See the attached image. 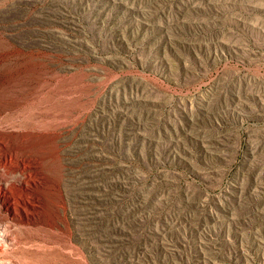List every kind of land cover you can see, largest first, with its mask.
<instances>
[{
	"label": "rangeland",
	"instance_id": "obj_1",
	"mask_svg": "<svg viewBox=\"0 0 264 264\" xmlns=\"http://www.w3.org/2000/svg\"><path fill=\"white\" fill-rule=\"evenodd\" d=\"M0 138L2 264H264V0H0Z\"/></svg>",
	"mask_w": 264,
	"mask_h": 264
},
{
	"label": "bare ground",
	"instance_id": "obj_2",
	"mask_svg": "<svg viewBox=\"0 0 264 264\" xmlns=\"http://www.w3.org/2000/svg\"><path fill=\"white\" fill-rule=\"evenodd\" d=\"M2 140L0 138V144ZM9 168H14L13 165H10ZM0 179L3 182L2 187H0V200L8 207H12L11 204L13 202L14 195L12 193V189L10 187L9 180L5 178V176L0 172ZM30 207V206H29ZM26 204V208H29ZM4 218L0 216V254L7 251L9 248L10 242L15 240V238L12 236V233L10 230H8L9 227H7L6 224L3 223ZM2 264V263H0Z\"/></svg>",
	"mask_w": 264,
	"mask_h": 264
}]
</instances>
